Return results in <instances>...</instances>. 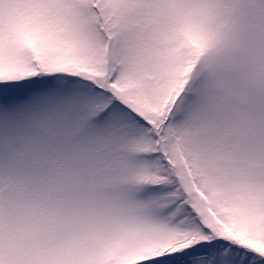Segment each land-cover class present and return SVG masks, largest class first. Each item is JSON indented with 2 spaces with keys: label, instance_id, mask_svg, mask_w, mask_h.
<instances>
[{
  "label": "snow or ice",
  "instance_id": "snow-or-ice-1",
  "mask_svg": "<svg viewBox=\"0 0 264 264\" xmlns=\"http://www.w3.org/2000/svg\"><path fill=\"white\" fill-rule=\"evenodd\" d=\"M0 264H264V0H0Z\"/></svg>",
  "mask_w": 264,
  "mask_h": 264
}]
</instances>
